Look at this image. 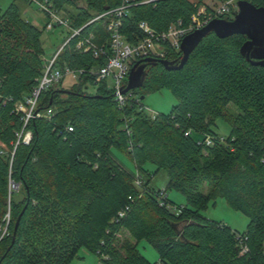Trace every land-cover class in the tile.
Returning a JSON list of instances; mask_svg holds the SVG:
<instances>
[{"label":"trees","instance_id":"1","mask_svg":"<svg viewBox=\"0 0 264 264\" xmlns=\"http://www.w3.org/2000/svg\"><path fill=\"white\" fill-rule=\"evenodd\" d=\"M49 1L60 12L74 8L76 14L66 17L71 27L83 28V36L94 32L95 42L102 44L109 38L105 19L90 22L123 0ZM248 1L264 7V0ZM204 3L157 0L132 6L120 32L135 43L140 22L156 31L178 20L187 25ZM41 36L40 28L22 17L16 0L0 11V264H71L83 248L100 264H264V69L242 55L248 38H219L212 32L181 70H168L158 59L146 63L143 86L126 94L122 108L105 86L95 95L83 90L94 85L93 75H84L69 90L62 80L38 99L36 111H51L52 117L25 125L15 105L39 87L47 62ZM79 39L63 47L56 66L103 67L104 58L76 51ZM181 59L182 52L167 57L175 64ZM164 88L177 104L152 118L136 95ZM230 104L238 114L229 112ZM219 118L231 126L226 139L214 130ZM27 132L30 144H17ZM206 137L212 145L205 144ZM113 149L133 162L135 172L116 160ZM161 171L168 177L166 189L182 193L187 205L175 206L166 189L150 187ZM218 198L249 218L243 233L203 215ZM123 229L133 240L121 239ZM238 235L245 239V253ZM142 241L157 251L159 261L140 253Z\"/></svg>","mask_w":264,"mask_h":264},{"label":"built area","instance_id":"2","mask_svg":"<svg viewBox=\"0 0 264 264\" xmlns=\"http://www.w3.org/2000/svg\"><path fill=\"white\" fill-rule=\"evenodd\" d=\"M27 1L37 5L45 14L46 30L51 31L60 26L73 31L71 36L66 40L64 46H66L72 38L78 36L80 39L76 43V51L82 54L90 53L96 60L104 58L105 65L101 68H92L90 70L72 69L69 66L57 67L56 60L64 46L60 47L55 55L45 63L44 73L40 79L38 89H36L30 97L26 98L24 102H19L15 105V112L24 115L25 125L33 118L44 116L47 118L52 117L51 111L46 115L36 111L39 96L42 90L59 84L68 76L80 80L84 75H93L95 86L105 82H111V90L115 100L121 108L124 107L127 97L126 94L122 92L127 86L129 74L135 63L147 58L167 60V57L171 53L181 52L182 41L190 33L205 27L214 19H224L222 17L231 16L233 20L235 17L234 12H238L237 8L240 0H222L219 2V5L214 7L204 4L197 12L191 15L187 25H185L182 20H178L164 31H156L151 28L147 22H140L138 26L141 30V36L137 37L135 43L127 41L121 34L120 30L123 25V19L129 15V10L132 6L149 5L155 3L157 0H123L118 7L97 16L90 22L92 23L103 18L105 19V26L109 38L102 44H97L95 42L94 32L83 36L81 35L83 28L73 29L70 19L62 17L60 15L61 12L58 11L49 0ZM208 7L210 9H208ZM157 115L158 114L155 113L150 116L155 118ZM67 130L72 132L73 127L68 126ZM188 134L189 132L186 135ZM31 140L32 134L31 132H27L25 135L19 136L17 144L22 141V143L28 145ZM204 142L207 146L212 145V139L210 137H206ZM135 183L138 187L142 185V180L138 173L135 174ZM16 186L17 185L14 183L10 184L11 189H17ZM161 196H163L161 199V205H163L167 196H165L164 191H162ZM127 211H129V207L122 210L119 213V217L123 218ZM6 218L7 221H9L10 215L8 214ZM238 239L242 247L241 253L247 252L248 248L244 244L245 239L240 235H238Z\"/></svg>","mask_w":264,"mask_h":264},{"label":"rangeland","instance_id":"3","mask_svg":"<svg viewBox=\"0 0 264 264\" xmlns=\"http://www.w3.org/2000/svg\"><path fill=\"white\" fill-rule=\"evenodd\" d=\"M14 1L15 0H0V11L4 12ZM219 2L220 1L218 0H205L204 4H207V6L214 7L219 5ZM16 4L20 8V13L22 17L27 22L40 28V30L42 31L41 41L44 50V57L46 58V60L51 59L53 55L58 51V49L64 46V41L69 38L73 31L60 26L51 31H48L44 28L46 25V16L37 5L31 4L28 1L25 2L24 0H16ZM66 9L61 11L60 15L62 17L66 18L70 17L71 14H76V10L74 8L68 7ZM76 83H78L77 79L73 78L72 76H68L64 79L62 86L63 88L69 90ZM101 85L105 86L107 91H112L111 82H105ZM101 85L95 86L87 84L86 87L83 88V90L91 95H95L97 88ZM136 96H138L139 98L141 97L140 95ZM141 101L145 111L149 115L155 113L167 114L171 111L173 106L177 104L176 97L173 95L171 90L167 88L155 92H149ZM228 110L229 112L235 115L239 113L238 108L233 104H230L228 106ZM214 130L218 133L221 138L226 139L230 135L231 126L225 119L219 118L216 121ZM112 153L118 162L123 164L129 171L135 172V166L133 162L123 152L119 151L118 149H113ZM151 169L154 168L151 167ZM167 182V174L161 171L151 179L150 187L155 188L156 190H165ZM16 188L18 189V186H16ZM166 194L168 195V198L173 203V205H187V199L182 193L175 190H167ZM17 198L20 199V195ZM203 215L210 220L224 223L233 231H236L238 233H243L249 223V218L247 216L243 215L241 212L232 209L228 205V203L222 198H218L215 203H210L208 208L203 211ZM119 234L122 240H133L130 234L124 229ZM138 249L140 253L144 257H146V259H148L150 262L159 261V255L157 251L147 242H140ZM71 264H100V260L96 254H93L83 248L79 251L78 256L73 260Z\"/></svg>","mask_w":264,"mask_h":264},{"label":"water","instance_id":"4","mask_svg":"<svg viewBox=\"0 0 264 264\" xmlns=\"http://www.w3.org/2000/svg\"><path fill=\"white\" fill-rule=\"evenodd\" d=\"M212 32L219 38H227L238 34L246 36L248 40L241 48L242 55L251 64L261 66L264 69V7H256L247 0H240L238 2V12L233 20L214 19L205 27L187 35L181 44L182 59L178 64L162 59L158 61L168 70H181L191 53ZM154 60L152 58L140 60L132 67L127 86L122 92L123 94H127L143 86L146 75V63ZM144 97L141 96L140 100H143ZM21 216L22 214L16 222L14 237Z\"/></svg>","mask_w":264,"mask_h":264}]
</instances>
